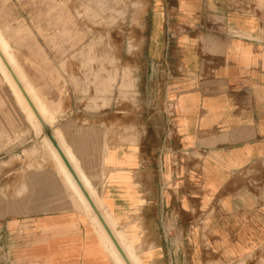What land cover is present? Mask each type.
Listing matches in <instances>:
<instances>
[{
	"label": "crops",
	"instance_id": "obj_1",
	"mask_svg": "<svg viewBox=\"0 0 264 264\" xmlns=\"http://www.w3.org/2000/svg\"><path fill=\"white\" fill-rule=\"evenodd\" d=\"M132 11L162 79L161 131L143 130L141 105L127 114L126 102L94 97L87 72L53 66L78 53L45 5L0 0V37L40 116L36 130L0 74L25 114L1 133L19 140L6 155L22 161L6 170L26 173L16 196L7 180L0 264H113L56 146L141 264L259 263L264 0H140Z\"/></svg>",
	"mask_w": 264,
	"mask_h": 264
},
{
	"label": "rangeland",
	"instance_id": "obj_2",
	"mask_svg": "<svg viewBox=\"0 0 264 264\" xmlns=\"http://www.w3.org/2000/svg\"><path fill=\"white\" fill-rule=\"evenodd\" d=\"M19 1L45 5L46 19L56 21V30L58 25L61 26L63 41L68 40L69 43L71 37V50L77 51L78 58L51 61L53 66L62 64L60 67L77 69L79 80L84 76L82 74L87 72L88 84L90 81L93 83L94 97L100 96L109 100L110 106L117 105L118 101L126 102L127 114L132 110L128 107L139 104L142 109L143 130L147 127L163 130V113L160 108L162 99L158 97L162 79L156 74L158 69L147 60L146 29L132 26V9L135 2L139 3L140 0ZM63 47L69 48V44ZM18 61L22 64L20 60ZM44 62L45 66L49 65L48 61ZM22 115L25 114L17 107L11 90L0 76V121L3 122H0V216L6 207L7 180L10 185L8 190L11 191L12 181L15 184L16 196L17 193H21L26 175L22 171L13 174L7 172L6 167L9 165L7 158L10 159L9 163H22L17 154L13 157L11 154L6 155L7 146L19 140H6L1 133L5 131L7 125L17 126V121ZM6 119L9 122L14 121V125L4 123ZM35 129L37 130L36 127ZM186 158L188 156H185ZM25 255L28 256L26 248L19 252V257ZM29 256L27 257L29 262L38 258L37 252H31ZM255 259L259 263L249 264H264V253Z\"/></svg>",
	"mask_w": 264,
	"mask_h": 264
},
{
	"label": "bare ground",
	"instance_id": "obj_3",
	"mask_svg": "<svg viewBox=\"0 0 264 264\" xmlns=\"http://www.w3.org/2000/svg\"><path fill=\"white\" fill-rule=\"evenodd\" d=\"M0 52L5 57L7 63L9 64V66L12 69L13 73L15 74L16 78L18 79V81L20 82V84L22 85V87L24 88V90L27 93L29 99H31L32 104H34V106L36 107V104L34 103L33 98L31 96V93L29 92V89L27 88V86H26L23 78L21 77V75L19 73V70H18V68H17V66L15 64V61L8 54V47H7L6 44H4V42L1 39V37H0ZM0 74L5 79V81L8 83V85L11 87V89H12V91H13L16 99H17L18 104L20 105V107L23 110V112L27 115V118L29 120H31L30 122L33 123V125L37 128V130H39V124H38V122L36 120L35 114L33 113L31 107L29 106V104L27 102V100L23 96V94L20 91L17 83L13 79L12 75L10 74L9 70L7 69V67L5 66V64L3 63V61L1 60V58H0ZM37 110H38V108H37ZM39 112H41V111L39 110ZM68 176H69V174H68ZM69 179L71 181L72 187L75 189V191L77 192V194H79V196L81 197V199H83V201L86 203L85 205H87V207L92 211L91 225H93V227H94V229L96 231L97 237H98L99 241L101 242V244H102L103 248L105 249V251L108 253V255L110 257V260L114 264H126V262L123 260L122 256L120 255L119 251L115 247L112 239L110 238V236L108 235L107 231L105 230L103 224L99 220L97 214L94 212V210L92 209V207L89 204V202H87L85 200L83 194L81 193V191L77 187L78 184L75 183L76 181H73L74 178L72 179L69 176ZM81 181L83 182V179H81ZM84 185L86 187L87 192L90 193V190L86 186L85 181H84ZM99 211H100V209H99ZM102 216H103V218L105 220L104 222H106V225L112 231L113 236L116 239V241L118 242V244L121 247L122 251L124 252V254L129 259L130 264H141L140 261H139V259L133 254V248L126 242L125 237H123V235L121 233H117V232L114 231L115 222L112 219V217H110V216H108L107 214H104V213H102Z\"/></svg>",
	"mask_w": 264,
	"mask_h": 264
},
{
	"label": "water",
	"instance_id": "obj_4",
	"mask_svg": "<svg viewBox=\"0 0 264 264\" xmlns=\"http://www.w3.org/2000/svg\"><path fill=\"white\" fill-rule=\"evenodd\" d=\"M0 57L1 60L3 61V63L5 64V66L7 67V69L9 70L10 74L12 75L13 79L15 80V82L17 83L20 91L22 92L23 96L25 97V99L27 100L29 106L31 107L33 113L35 114V116L38 118V120L40 121V116L39 113L37 112L36 108L34 107V105L32 104L31 100L29 99L27 93L25 92L24 88L22 87V85L20 84V82L18 81V79L16 78L15 74L13 73L12 69L10 68L9 64L7 63L6 59L3 57L2 53L0 52ZM57 152L59 153V155L61 156L63 162L65 163L66 167L68 168V170L70 171L71 175L73 176V178L75 179V181L77 182V184L79 185L81 191L84 193L87 201L89 202V204L91 205L92 209L94 210V212L97 214L99 220L101 221V223L103 224L105 230L107 231L108 235L110 236V238L112 239L115 247L117 248V250L119 251L120 255L122 256L123 260L126 262V264H130L129 260L127 259L126 255L124 254V252L122 251L121 247L119 246L118 242L116 241V239L114 238L112 232L110 231V229L108 228V226L106 225V223L104 222L103 218L101 217V215L98 213L95 205L93 204V202L91 201V199L88 197V195L86 194V191L84 189V187L82 186L81 182L79 181L78 177L76 176L75 172L73 171L72 167L70 166V164L68 163V161L66 160V158L64 157V155L62 154L60 148L58 146H56Z\"/></svg>",
	"mask_w": 264,
	"mask_h": 264
},
{
	"label": "built area",
	"instance_id": "obj_5",
	"mask_svg": "<svg viewBox=\"0 0 264 264\" xmlns=\"http://www.w3.org/2000/svg\"><path fill=\"white\" fill-rule=\"evenodd\" d=\"M172 114V113H171Z\"/></svg>",
	"mask_w": 264,
	"mask_h": 264
}]
</instances>
